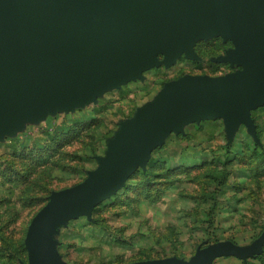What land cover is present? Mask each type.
<instances>
[{"label": "water", "instance_id": "water-1", "mask_svg": "<svg viewBox=\"0 0 264 264\" xmlns=\"http://www.w3.org/2000/svg\"><path fill=\"white\" fill-rule=\"evenodd\" d=\"M221 35L233 46L216 58L236 64L224 73L167 80L137 106L79 182L53 190L26 233L27 264H69L55 236L61 224L116 193L153 149L185 124L223 118L229 140L244 123L259 141L252 109L264 104V0H0V136L26 118L95 100L143 71ZM160 55H163L162 57ZM264 251V229L249 243L219 239L189 257L166 255L126 264H213Z\"/></svg>", "mask_w": 264, "mask_h": 264}, {"label": "rangeland", "instance_id": "rangeland-1", "mask_svg": "<svg viewBox=\"0 0 264 264\" xmlns=\"http://www.w3.org/2000/svg\"><path fill=\"white\" fill-rule=\"evenodd\" d=\"M231 46L221 35L199 39L196 58L182 54L170 65H153L143 77L95 100L26 118L15 132L0 136V264L29 262L25 237L33 216L53 190L79 182L98 165L97 155L106 153L122 120L167 80L185 72L235 69L236 64L216 58ZM252 115L264 140V104ZM255 140L244 123L229 140L221 117L172 131L153 149L146 168L140 166L97 204L91 217L81 214L59 226V251L69 264H126L173 254L189 257L198 245L219 239L251 242L264 229V157L254 152ZM154 157L170 165L144 176ZM260 261L225 255L213 264Z\"/></svg>", "mask_w": 264, "mask_h": 264}, {"label": "trees", "instance_id": "trees-1", "mask_svg": "<svg viewBox=\"0 0 264 264\" xmlns=\"http://www.w3.org/2000/svg\"><path fill=\"white\" fill-rule=\"evenodd\" d=\"M255 120H256V118H255ZM261 126L262 125H260V123H258V121L256 120V127H257L258 135L260 137V141H256V140L254 141V148L256 147L254 152L255 153L258 152L264 157V140L262 139L263 131H262ZM258 147H260L259 148L260 150L259 149L257 150ZM200 164L201 163L195 164V165H200ZM161 165H164L166 167V166H169L170 164L168 165L161 157H156V158L154 157L151 159L147 169L142 171V174L144 176H150V177L152 174H157V173L159 174V171H156V169ZM174 167H177V169H178L180 167V165H174ZM263 254L264 253L257 255V256H255V258H258L261 261H264V255ZM248 262H250V261H248Z\"/></svg>", "mask_w": 264, "mask_h": 264}, {"label": "crops", "instance_id": "crops-1", "mask_svg": "<svg viewBox=\"0 0 264 264\" xmlns=\"http://www.w3.org/2000/svg\"><path fill=\"white\" fill-rule=\"evenodd\" d=\"M263 253H264V251H263ZM264 255V254H263ZM220 257V256H219ZM218 258V257H217ZM252 258V257H251ZM253 258H255V257H253ZM256 259H258V258H256ZM259 260V259H258ZM260 264H264V261H260Z\"/></svg>", "mask_w": 264, "mask_h": 264}]
</instances>
